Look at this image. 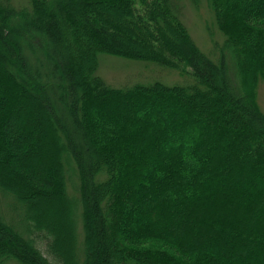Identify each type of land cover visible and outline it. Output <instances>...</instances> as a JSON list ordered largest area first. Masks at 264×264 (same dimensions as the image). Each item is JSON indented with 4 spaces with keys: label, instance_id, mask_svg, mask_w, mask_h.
<instances>
[{
    "label": "trees",
    "instance_id": "16d2710c",
    "mask_svg": "<svg viewBox=\"0 0 264 264\" xmlns=\"http://www.w3.org/2000/svg\"><path fill=\"white\" fill-rule=\"evenodd\" d=\"M207 2L215 60L179 0H0V264H264V0ZM99 53L191 81L115 88Z\"/></svg>",
    "mask_w": 264,
    "mask_h": 264
},
{
    "label": "rangeland",
    "instance_id": "374dc122",
    "mask_svg": "<svg viewBox=\"0 0 264 264\" xmlns=\"http://www.w3.org/2000/svg\"><path fill=\"white\" fill-rule=\"evenodd\" d=\"M29 0H12L16 8L22 9L29 6ZM194 4L191 0H179L182 3L181 18L187 26L189 33L196 45L213 60L218 58V47L222 44L223 37L217 30L212 11L207 0H198ZM217 45V47H216ZM231 58V56H230ZM230 66L232 61L229 60ZM96 75L115 88H128L134 85H152L161 83L167 86L185 85L191 81L186 74L160 66L154 62L131 60L105 53L98 54V68ZM256 103L264 113V81H260L256 88ZM72 186L70 184V193ZM18 207L12 200L0 192V216L16 230L23 231L24 223ZM57 220V217H54ZM78 242L81 245L82 227L79 215H76ZM15 264V263H10Z\"/></svg>",
    "mask_w": 264,
    "mask_h": 264
}]
</instances>
